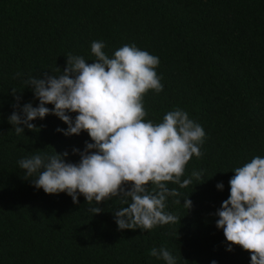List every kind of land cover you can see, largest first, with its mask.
Returning a JSON list of instances; mask_svg holds the SVG:
<instances>
[{"label":"trees","instance_id":"1","mask_svg":"<svg viewBox=\"0 0 264 264\" xmlns=\"http://www.w3.org/2000/svg\"><path fill=\"white\" fill-rule=\"evenodd\" d=\"M93 41H103L109 57L135 44L159 58L163 90L144 94L145 121L158 124L179 108L205 131L202 155L181 177L203 170L201 179L168 185L180 194L166 200L174 224L118 230V198L99 202L92 215L82 194L76 204L64 192L46 194L18 168L20 159L55 151L78 163L73 149L91 142L86 131H56L67 125L53 114L17 135L8 116L11 89L21 105L37 106L28 79L60 75L68 54L93 63ZM255 156L264 157V0H0V264H165L150 255L160 247L177 264H250L248 250H227L215 212L229 196L232 169Z\"/></svg>","mask_w":264,"mask_h":264},{"label":"clouds","instance_id":"2","mask_svg":"<svg viewBox=\"0 0 264 264\" xmlns=\"http://www.w3.org/2000/svg\"><path fill=\"white\" fill-rule=\"evenodd\" d=\"M104 48L103 41H93V63L68 54L60 75L30 77L27 87L39 101L35 107L31 102L21 105L17 90L11 89L16 103L8 121L17 135L24 134L25 127L38 129L31 121L53 114L67 125L56 131L65 136L86 131L91 140L85 142L83 151L73 149L80 155L78 163L66 162L67 151H55L20 159L18 168L46 194L64 192L74 204L82 194L92 215L102 211L95 206L99 202L118 198L124 205L113 212L118 230L147 231L174 224L177 216L165 211L166 200L180 194L168 185L184 189L193 179H201L203 170L181 177L187 162L202 155L205 131L179 108L167 112L158 124L145 121L144 94L150 89L163 90L155 71L159 58L135 44L123 45L111 57ZM71 113H76L75 117ZM232 170L229 196L215 212L216 227L231 242L228 251L239 245L250 252V264H264V157L255 156ZM216 188L223 190V182ZM183 206L187 210L192 207L188 196ZM150 255L165 264H177V257L165 247L152 248Z\"/></svg>","mask_w":264,"mask_h":264}]
</instances>
